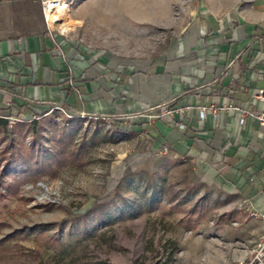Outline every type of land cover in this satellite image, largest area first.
Masks as SVG:
<instances>
[{"label": "rangeland", "instance_id": "1", "mask_svg": "<svg viewBox=\"0 0 264 264\" xmlns=\"http://www.w3.org/2000/svg\"><path fill=\"white\" fill-rule=\"evenodd\" d=\"M47 1L0 0V40L50 27L88 56H153L204 0H54L68 8L53 27ZM225 1L235 22L264 30V0ZM67 105L12 131L0 125V264H235L254 247L261 223L238 210L237 188L125 117L147 109ZM32 155L62 160L34 171ZM37 180L55 193L49 202L25 191Z\"/></svg>", "mask_w": 264, "mask_h": 264}, {"label": "crops", "instance_id": "2", "mask_svg": "<svg viewBox=\"0 0 264 264\" xmlns=\"http://www.w3.org/2000/svg\"><path fill=\"white\" fill-rule=\"evenodd\" d=\"M225 2L204 0L195 13L187 11L191 19L172 32L163 51L132 60L80 53L53 30V37L46 29L5 38L0 40V85L19 93L15 105L27 116L49 113L52 104L116 115L167 103L193 106L181 119L183 131L163 121L139 122L157 145L200 162L233 184L241 198L263 207L264 139L253 119L246 117L240 125L238 113L221 110L200 123L196 112L211 102L246 110L250 95L264 89V30L235 22ZM6 113L13 110L0 104V114Z\"/></svg>", "mask_w": 264, "mask_h": 264}, {"label": "built area", "instance_id": "3", "mask_svg": "<svg viewBox=\"0 0 264 264\" xmlns=\"http://www.w3.org/2000/svg\"><path fill=\"white\" fill-rule=\"evenodd\" d=\"M59 3V2H57ZM60 4V3H59ZM48 6V1H47ZM46 6V7H47ZM45 16V14H44ZM46 21V16H45ZM47 30L51 33L53 32L50 27H47ZM51 37H53L51 33ZM232 63H229L230 66ZM19 93L13 91V89L7 85L1 87L0 85V104L5 109L13 110V113H6L5 115L0 114V120L5 122V129L7 131H12L15 126L20 123H34L38 121V115H25L22 107L16 106V100ZM250 100L248 103V109L243 110L232 104H226L222 106H217L216 102H211L210 104L202 105L197 107L198 120L200 123H203L208 116L216 118L219 111L221 110H230L232 112L239 114L238 122L243 124L246 117L253 119L255 124L258 127V131L261 134V138L264 139V89H256L254 93L250 95ZM194 109L193 106H182V107H173L172 105L164 104L160 106H155L147 109L146 112L138 113L136 115L125 116L127 120L133 119H142L148 121V123L153 124L156 121H163L166 124L177 125L178 130L183 131L186 129V125L181 120L188 112ZM63 114H66L65 111L61 110ZM80 118L86 119V115L81 114ZM176 118H179L180 121H176ZM143 129V128H142ZM144 130V129H143ZM144 133L149 135L148 131L144 130ZM186 156H180L182 159ZM44 180H37V182L32 184H26L24 189L25 191H43L42 196H39L38 201L49 202V196L54 195L55 193H49V187ZM42 193V192H41ZM45 195V196H44ZM261 199L264 203V191L261 193ZM238 210H247L248 215L254 218L257 222L261 223V233L257 241L254 244V247L248 251L246 256L242 259L236 260L235 264H264V206L259 207L251 199L244 198L238 204Z\"/></svg>", "mask_w": 264, "mask_h": 264}, {"label": "bare ground", "instance_id": "4", "mask_svg": "<svg viewBox=\"0 0 264 264\" xmlns=\"http://www.w3.org/2000/svg\"><path fill=\"white\" fill-rule=\"evenodd\" d=\"M67 8H68L67 5H64L62 3L57 4V2L54 0L48 1L46 16H47V22L51 27L55 26L61 20L60 15L64 14ZM56 13H58L59 15H56ZM65 23L66 21H64L62 24Z\"/></svg>", "mask_w": 264, "mask_h": 264}, {"label": "trees", "instance_id": "5", "mask_svg": "<svg viewBox=\"0 0 264 264\" xmlns=\"http://www.w3.org/2000/svg\"><path fill=\"white\" fill-rule=\"evenodd\" d=\"M1 123L4 124V127H5V122L4 121H1ZM68 134H72V133H70V131H69ZM32 153H34V151ZM63 154H64L63 152H60L59 153V155H61V156ZM32 158L35 160V164L37 166V168L34 171H37V169H38V170H41L43 172L46 171L47 173H48V170H46V169L51 168V166H52L51 162H55V163L60 164L59 162L62 160V159H60V160L57 159L58 158L57 155H52V158H51L52 161L47 160L45 158V155L44 156H41V157H38V156L35 157L34 155H32Z\"/></svg>", "mask_w": 264, "mask_h": 264}]
</instances>
